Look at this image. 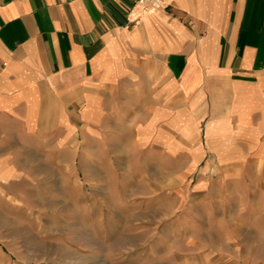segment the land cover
<instances>
[{"label":"crops","instance_id":"0c3cea01","mask_svg":"<svg viewBox=\"0 0 264 264\" xmlns=\"http://www.w3.org/2000/svg\"><path fill=\"white\" fill-rule=\"evenodd\" d=\"M161 3L0 0V234L56 159L127 154V264H264V0Z\"/></svg>","mask_w":264,"mask_h":264},{"label":"rangeland","instance_id":"374dc122","mask_svg":"<svg viewBox=\"0 0 264 264\" xmlns=\"http://www.w3.org/2000/svg\"><path fill=\"white\" fill-rule=\"evenodd\" d=\"M118 155L98 164L94 155L61 157L55 175L40 171L37 192L25 194L33 208L24 223L12 225L8 238L0 234V264H127L136 253L133 244H145L148 235L129 233L131 226L117 214L118 199L144 194L137 187L142 173L127 168V154Z\"/></svg>","mask_w":264,"mask_h":264},{"label":"built area","instance_id":"2783aa9c","mask_svg":"<svg viewBox=\"0 0 264 264\" xmlns=\"http://www.w3.org/2000/svg\"><path fill=\"white\" fill-rule=\"evenodd\" d=\"M138 5L151 7L153 10L160 9L162 6L161 0H135Z\"/></svg>","mask_w":264,"mask_h":264}]
</instances>
